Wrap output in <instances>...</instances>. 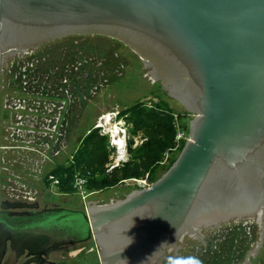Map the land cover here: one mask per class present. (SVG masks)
<instances>
[{"label": "water", "instance_id": "95a60500", "mask_svg": "<svg viewBox=\"0 0 264 264\" xmlns=\"http://www.w3.org/2000/svg\"><path fill=\"white\" fill-rule=\"evenodd\" d=\"M74 35L131 49L194 115L189 139L150 187L114 203L2 202L0 262L10 243L56 264L49 252L92 237L100 264H160L196 227L264 221V0H0V63Z\"/></svg>", "mask_w": 264, "mask_h": 264}, {"label": "rangeland", "instance_id": "374dc122", "mask_svg": "<svg viewBox=\"0 0 264 264\" xmlns=\"http://www.w3.org/2000/svg\"><path fill=\"white\" fill-rule=\"evenodd\" d=\"M4 65L0 70V92L37 100L27 102L28 112L41 100L53 105L62 103V135H56L55 129L45 138V145L48 157L63 146L53 157L57 159L52 166L69 169L64 177L70 175L60 190L58 183L49 178L52 171L46 174L41 191L48 196V204L84 210L88 204L107 205L134 190L148 188L170 167L189 139V121L194 115L168 96L151 69L115 39L103 35L68 36L18 57L4 58ZM154 116L159 117L164 129L159 132L157 125H152L156 139L151 141L145 131L153 124ZM93 134L99 139L100 152L110 160L106 171L117 168L114 181H106L108 176L102 172H81L80 163L71 168L73 157L78 161L84 157L88 148L85 138ZM112 135L122 138L123 143H110ZM39 138L32 137L33 147H41ZM260 215L196 227L166 252L160 264H166L169 256L190 255L203 264H264V221ZM90 242L80 249L71 245L62 255L69 264H100V248L92 237Z\"/></svg>", "mask_w": 264, "mask_h": 264}, {"label": "crops", "instance_id": "0c3cea01", "mask_svg": "<svg viewBox=\"0 0 264 264\" xmlns=\"http://www.w3.org/2000/svg\"><path fill=\"white\" fill-rule=\"evenodd\" d=\"M21 54L6 53L0 70L3 71L5 67L4 58ZM11 93L7 96L0 92V204L18 201L43 205L49 200L46 193L41 191L43 180L47 173L56 168L52 165L57 157H53L63 148L60 146L54 155L48 157L45 138L50 137L55 129L56 135H62L63 117L59 112L62 103L53 105L41 100L37 107L28 112L27 102L37 100L14 97ZM34 136L43 139L39 138L41 147L31 145Z\"/></svg>", "mask_w": 264, "mask_h": 264}, {"label": "trees", "instance_id": "16d2710c", "mask_svg": "<svg viewBox=\"0 0 264 264\" xmlns=\"http://www.w3.org/2000/svg\"><path fill=\"white\" fill-rule=\"evenodd\" d=\"M151 120L153 124L147 127L145 134L149 136V139L151 141H154V139H156V130H155L156 128H154L152 125L156 124L158 129L160 130L159 132H161L164 129L163 128L164 125L160 124L158 116H154ZM98 141L99 139H97L96 134H93L91 137L87 136L85 138V143L88 145V148L84 150L85 155L79 161L75 160V158L73 157L71 161L72 163L71 168L74 166L77 167V164L80 163L82 165V167H80V170H82L81 172H89V173H93L95 171L102 172L104 176H108L107 179L105 178L106 181L108 182L114 181L116 180L117 177L114 174L116 173L115 171L117 168L113 167L112 169H110V171H106V165L110 163V160L105 154L100 152V149L97 147ZM68 171L69 169H66L65 171V168L56 167L51 172L52 174L56 175L58 179V184L56 185V187H59L60 190H62L65 187L63 183L64 181H66V179L70 174H68L66 177H64V174H67Z\"/></svg>", "mask_w": 264, "mask_h": 264}, {"label": "flooded vegetation", "instance_id": "af4514ba", "mask_svg": "<svg viewBox=\"0 0 264 264\" xmlns=\"http://www.w3.org/2000/svg\"><path fill=\"white\" fill-rule=\"evenodd\" d=\"M53 205H57V204L46 203L43 205H39L38 209H43ZM90 239L91 238L89 237L87 240L77 243L74 246L80 249L79 247H82L83 244H92L90 242ZM19 246H22V244H10V243L7 244L5 255L3 256L0 264H10L11 260H12V264H46L43 261V257L39 256L38 254L32 253L33 249H26L25 247L20 249ZM69 248H71V244H65L63 245L62 249L58 251V253L49 252L48 260L56 264H69L70 262L67 260V257L62 255V251Z\"/></svg>", "mask_w": 264, "mask_h": 264}, {"label": "clouds", "instance_id": "9594fccd", "mask_svg": "<svg viewBox=\"0 0 264 264\" xmlns=\"http://www.w3.org/2000/svg\"><path fill=\"white\" fill-rule=\"evenodd\" d=\"M166 264H203L196 256H169L166 258Z\"/></svg>", "mask_w": 264, "mask_h": 264}, {"label": "bare ground", "instance_id": "6f19581e", "mask_svg": "<svg viewBox=\"0 0 264 264\" xmlns=\"http://www.w3.org/2000/svg\"><path fill=\"white\" fill-rule=\"evenodd\" d=\"M108 118V117H107ZM106 120H108V119H106ZM115 130H118V129H116V127H115ZM116 131H114V133H115ZM113 133V134H114ZM116 134V133H115ZM116 136V135H115ZM115 136L114 135H112V140H111V142L110 143H112V144H114V145H120V144H122L123 143V139L121 140V139H117V138H115Z\"/></svg>", "mask_w": 264, "mask_h": 264}, {"label": "built area", "instance_id": "2783aa9c", "mask_svg": "<svg viewBox=\"0 0 264 264\" xmlns=\"http://www.w3.org/2000/svg\"><path fill=\"white\" fill-rule=\"evenodd\" d=\"M49 178H50V180L52 179L53 181H54V183H58V180L55 178V175H49ZM78 182H80V179H79V181ZM79 184V183H78ZM81 184L83 185L84 184V180H81Z\"/></svg>", "mask_w": 264, "mask_h": 264}]
</instances>
